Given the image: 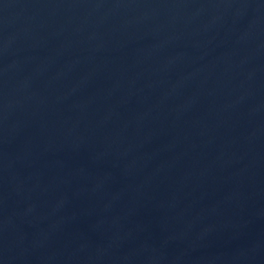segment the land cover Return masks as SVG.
Instances as JSON below:
<instances>
[{
	"label": "water",
	"instance_id": "water-1",
	"mask_svg": "<svg viewBox=\"0 0 264 264\" xmlns=\"http://www.w3.org/2000/svg\"><path fill=\"white\" fill-rule=\"evenodd\" d=\"M0 264H264V0H0Z\"/></svg>",
	"mask_w": 264,
	"mask_h": 264
}]
</instances>
